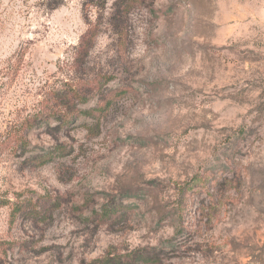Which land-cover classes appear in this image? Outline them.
I'll return each mask as SVG.
<instances>
[{
	"label": "rangeland",
	"instance_id": "374dc122",
	"mask_svg": "<svg viewBox=\"0 0 264 264\" xmlns=\"http://www.w3.org/2000/svg\"><path fill=\"white\" fill-rule=\"evenodd\" d=\"M103 1L0 0V264H264V0Z\"/></svg>",
	"mask_w": 264,
	"mask_h": 264
},
{
	"label": "trees",
	"instance_id": "16d2710c",
	"mask_svg": "<svg viewBox=\"0 0 264 264\" xmlns=\"http://www.w3.org/2000/svg\"><path fill=\"white\" fill-rule=\"evenodd\" d=\"M105 1L106 0L103 1L102 6H104ZM119 1L120 0H118V2ZM146 1H148V0H121V3H120L121 6L119 5V10H118L119 13L116 14L118 21H120L119 18L122 17L124 14H126V12L128 13V11L134 5H137V4L144 5V4H146ZM86 24H87L88 28L86 29L85 33L82 35L80 42H79L78 49H77V55H79L82 58L85 57L89 53V51L92 49V47L95 43V40L99 34V24H96V23L92 24L89 21H86ZM121 32H122V29H119V31L117 33L120 35ZM73 98L72 97L67 98V100H66L67 102L65 101V99H60L59 100L60 104L58 106L62 107L63 104H69V101L72 100ZM65 122L66 121L63 118L60 120L59 125H64ZM57 153H58V151H57ZM45 160L46 161H42L43 164L49 162L50 160H52V158L49 157V159H45ZM117 210H118L117 207H109L104 212L102 211L101 217L107 218L111 214H113L114 212H117ZM13 211H14V213L19 212V211L21 212V207H15L13 209ZM155 263H156V259L154 257L145 255L143 253L134 252V253H130L129 255H126V256H117V255L110 256V255H108L105 258H103L102 260H99L98 262H91L89 264H155Z\"/></svg>",
	"mask_w": 264,
	"mask_h": 264
}]
</instances>
